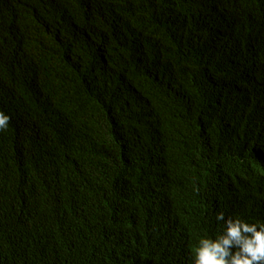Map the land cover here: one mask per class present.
<instances>
[{
	"label": "trees",
	"instance_id": "obj_1",
	"mask_svg": "<svg viewBox=\"0 0 264 264\" xmlns=\"http://www.w3.org/2000/svg\"><path fill=\"white\" fill-rule=\"evenodd\" d=\"M0 264H193L264 223V0H0Z\"/></svg>",
	"mask_w": 264,
	"mask_h": 264
},
{
	"label": "clouds",
	"instance_id": "obj_2",
	"mask_svg": "<svg viewBox=\"0 0 264 264\" xmlns=\"http://www.w3.org/2000/svg\"><path fill=\"white\" fill-rule=\"evenodd\" d=\"M9 121V115L0 111V131ZM216 220L223 222L222 232L215 238L199 240L193 264H264V223L225 219L223 213Z\"/></svg>",
	"mask_w": 264,
	"mask_h": 264
}]
</instances>
